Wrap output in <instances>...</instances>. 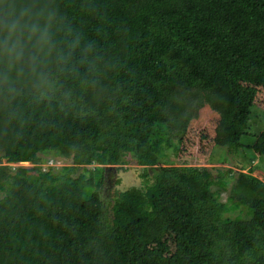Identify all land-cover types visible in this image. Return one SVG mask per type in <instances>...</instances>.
<instances>
[{"label": "trees", "instance_id": "obj_1", "mask_svg": "<svg viewBox=\"0 0 264 264\" xmlns=\"http://www.w3.org/2000/svg\"><path fill=\"white\" fill-rule=\"evenodd\" d=\"M40 4L54 13L49 86L0 82V264H157L163 207L146 212L124 195L104 219V168L127 155L171 186L181 264H264L257 165L216 177L207 166L160 165L205 104L219 117L213 144L264 163V129L242 141L264 89V0ZM58 150L72 164L42 171L41 154ZM242 208L246 218L228 215Z\"/></svg>", "mask_w": 264, "mask_h": 264}, {"label": "rangeland", "instance_id": "obj_2", "mask_svg": "<svg viewBox=\"0 0 264 264\" xmlns=\"http://www.w3.org/2000/svg\"><path fill=\"white\" fill-rule=\"evenodd\" d=\"M218 119V113L211 109L208 104L201 107L197 111V116L189 121L180 151L175 154L172 150H166V156L163 158L164 163L160 165L186 164L207 166L212 172V176L216 177L218 170L225 171L230 168L232 170L231 175L236 176L238 172L246 171L250 164H255L257 165V169L252 174L262 179L264 176V163L258 157H255L250 163L248 156H250L251 151L249 149L245 147L238 151H229L225 147L213 144ZM263 129L264 89L258 87L254 109L250 117V128L248 134L242 138L243 144L246 146L252 143L254 138ZM41 156L43 158L41 165L47 164L52 160L51 164L47 165L49 167L46 170L59 171L61 168L72 164L71 153L68 152L60 150L50 151L41 154ZM126 162V164L121 166L108 165L104 168V181L100 190L104 219L108 220L112 217V204L116 199L124 195L132 196L146 212L163 207L168 214V228L165 237L153 244V253L157 264H181L175 251L173 238L172 225L174 214L171 201V186L156 180L150 171L144 174L143 167L138 165L131 155L126 156ZM1 163L10 166H32L30 162L7 163L5 160H2ZM82 171L83 167H79L75 170L73 176H77ZM214 179L217 180L216 178ZM214 188H218V186H214ZM227 195V190H221L222 201L227 199ZM228 215H240L246 218L244 208L231 212Z\"/></svg>", "mask_w": 264, "mask_h": 264}, {"label": "clouds", "instance_id": "obj_3", "mask_svg": "<svg viewBox=\"0 0 264 264\" xmlns=\"http://www.w3.org/2000/svg\"><path fill=\"white\" fill-rule=\"evenodd\" d=\"M40 0H3L0 6V82L29 81L49 86V57L54 48L52 19Z\"/></svg>", "mask_w": 264, "mask_h": 264}, {"label": "built area", "instance_id": "obj_4", "mask_svg": "<svg viewBox=\"0 0 264 264\" xmlns=\"http://www.w3.org/2000/svg\"><path fill=\"white\" fill-rule=\"evenodd\" d=\"M52 160H50L47 164H42L41 167H42V171H46V169L49 167L47 165L51 164Z\"/></svg>", "mask_w": 264, "mask_h": 264}, {"label": "bare ground", "instance_id": "obj_5", "mask_svg": "<svg viewBox=\"0 0 264 264\" xmlns=\"http://www.w3.org/2000/svg\"><path fill=\"white\" fill-rule=\"evenodd\" d=\"M23 163V162H22Z\"/></svg>", "mask_w": 264, "mask_h": 264}]
</instances>
